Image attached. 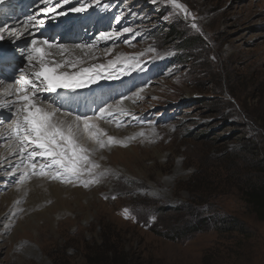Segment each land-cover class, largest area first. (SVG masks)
I'll return each mask as SVG.
<instances>
[{
    "label": "rangeland",
    "instance_id": "obj_1",
    "mask_svg": "<svg viewBox=\"0 0 264 264\" xmlns=\"http://www.w3.org/2000/svg\"><path fill=\"white\" fill-rule=\"evenodd\" d=\"M70 1L91 5L90 45L96 37L97 50L111 60L116 48L122 54L85 87L120 80L104 97L117 98L115 107L126 92L128 115L117 114L121 126L111 128L118 139H135L126 147L89 144L96 171L106 174L88 188L46 181L61 186L65 199L46 201L49 210L31 208L34 220L15 211L29 193L10 206L3 199L0 264H89L90 248L104 234L119 246L118 264H264V222L232 187L246 180L247 164L236 155L251 164L257 160L248 151H263L264 158V0ZM170 26L183 34L172 43L164 36ZM105 32L112 39L100 40ZM185 39L194 44L178 43ZM18 77L17 70L10 81ZM9 161L15 167L0 162V199L27 186L17 188L9 168L22 166ZM195 194L209 201L201 209L193 206ZM206 218L204 229H189ZM95 253V260L104 256Z\"/></svg>",
    "mask_w": 264,
    "mask_h": 264
},
{
    "label": "snow or ice",
    "instance_id": "obj_2",
    "mask_svg": "<svg viewBox=\"0 0 264 264\" xmlns=\"http://www.w3.org/2000/svg\"><path fill=\"white\" fill-rule=\"evenodd\" d=\"M3 2L4 0H0V3ZM41 2L48 3L49 0H41ZM172 2L175 3V0ZM68 4H70V0H55L54 5L46 7L42 12L55 19L58 15L68 14L67 11H58ZM89 6H91L90 3L81 2L79 7L72 6L69 11L82 13ZM176 7L183 8L179 4ZM120 19V16L115 17L117 22ZM44 22L43 19L37 21L36 17H29L24 24V29L35 27L36 23L42 26ZM6 30L10 34H15L16 40L21 38L22 33H18L16 29L0 26V41L5 39L4 32ZM131 31L130 28L123 29L125 33ZM99 39L108 41L112 37L105 32L100 33ZM54 46L58 47L59 55L62 57L68 52L63 45H55L54 42H50L46 38L42 40L33 38L30 43L26 42L23 54L32 67V71L25 73L21 69L19 79L13 81L17 87L14 90H8L11 100L7 102V106L14 107L16 115L14 127L10 130L9 139L12 143L8 145V148L13 154L19 155L22 165V169L15 168L10 172L12 176H16L19 172L16 180L17 188L30 182L33 178L88 188L92 184L99 183L101 176L106 174L96 171L100 168V165L92 159L96 149L89 147V144H94L100 149L113 145L126 147L127 141L135 139L133 136L121 140L108 135L106 130L97 123L103 120L115 123L117 127H120L121 122L117 120V114L128 115L127 110L122 106L123 101H120L115 107L112 105L101 107L92 115L66 112L52 100H48L46 105L43 103L47 99L44 93L58 96L61 91L75 92L90 83L97 82L101 78L100 69L106 67L105 65H93L77 69V65L81 63L80 58L62 61L48 59L55 55L51 52ZM76 47L81 46L77 45ZM120 59V57L117 58V60ZM127 59L135 60L136 58ZM116 62L109 61L107 67H114ZM37 67L38 70H36ZM64 67L77 70L59 71ZM109 78H111V73H109ZM0 83L3 82L0 81ZM140 135H144V133H140ZM112 198L115 199V197ZM15 203L18 204L19 201ZM124 211L125 218H128V210Z\"/></svg>",
    "mask_w": 264,
    "mask_h": 264
},
{
    "label": "bare ground",
    "instance_id": "obj_3",
    "mask_svg": "<svg viewBox=\"0 0 264 264\" xmlns=\"http://www.w3.org/2000/svg\"><path fill=\"white\" fill-rule=\"evenodd\" d=\"M6 1H4L1 5V8H4L7 6L6 5ZM50 5H52V3H49ZM41 7L45 8L46 4L45 3H41ZM49 7V5L47 6ZM5 8V10H6ZM5 10L3 12V16H5ZM76 15V14H73ZM71 15V16H73ZM71 16H67V17H62L60 21L57 22H62L63 19L71 17ZM92 16H88L87 18H85V21H91ZM69 20V19H68ZM24 22L22 21V19L20 17H17V15H10L9 16V20L3 25V26H8L9 28H13L16 29L18 33H22L21 38L19 40H16V35L15 34H10L9 31H5L4 32V36L5 39L3 41H0V44L7 47L8 49H10L11 51H13L16 55V57L18 58V61H20L21 67H19V77L21 75V69L24 70L25 73H30L32 71V67L29 65V63L26 61L25 59V55L23 54L24 50H25V45L26 42L30 43L31 39L33 38H37L38 40H42L40 36H37V26L35 27H29L27 30L24 29ZM88 24V23H86ZM85 26H90V25H85ZM79 27V26H78ZM73 29L78 30V28L76 26H73ZM100 29V28H99ZM85 29H83V31H85ZM86 32V31H85ZM89 39V38H88ZM62 39L58 40V43L56 42L55 45H63L68 52H66L64 54V56L62 57L61 55H59V49L58 47L54 46L51 49V52L55 53L54 56L49 57L48 59H54L56 61H62L64 59H71V58H80L81 59V64L79 63L78 68H82V67H92L93 65H105L108 66L109 63V59L110 61H117V57H121L122 54L121 52H118L119 48H113L110 49V51H113V58H115L114 60L110 57H108L105 53H102V51L97 50L98 47V43H95V45L93 44L92 48L90 47H76L73 45H69V44H63L61 43ZM13 41H15V43H13ZM42 47H47L46 45H40ZM99 51L102 55V57L100 59H94V57L97 55V51ZM104 50V49H101ZM105 51V50H104ZM70 53V55H69ZM123 53V52H122ZM35 63V62H34ZM77 69H72L70 67H64L62 69H59V71H75ZM38 70V67L37 69ZM18 76V75H17ZM19 77L17 79H19ZM3 83H0V118L4 117L3 120L0 119V162L1 163H5L7 165L10 164L9 161V157L12 158L14 157V159H16L17 164L21 165V160L19 158V155H13V153L9 150L8 145L12 143L11 139H9L10 137V130L14 127V125L12 126V124L10 123V121H14L16 119V115H15V108L14 107H9L7 106V102L11 100V97L8 96V90H14L15 87H17V85H15L13 82L10 81L9 79H4L1 80ZM120 82L119 81H112L110 83H103L100 85H92V86H88L85 88H81L80 90H96L97 88H102V87H110L116 83ZM79 90V89H78ZM76 92V91H75ZM75 92L74 95H75ZM97 92H101L99 90H97ZM64 92H60L59 95L57 97H60V100L62 102H66L67 98L69 97V95H65ZM108 95V94H107ZM44 96L47 97L46 100L43 101V103L46 105L48 100H52L55 101L54 98V94H48V93H44ZM111 97V96H110ZM108 100V99H107ZM123 101V104L126 106H129L128 103V99H122L119 100ZM131 101L134 102V99H132ZM112 106H114V104H111ZM102 106V105H101ZM108 106V105H106ZM18 107V105H17ZM105 107V106H102ZM98 111V109H89V110H84L81 112H72L74 114H79V115H92L94 112ZM5 114V115H3ZM11 116V120L8 122V118ZM99 124V126L103 129L106 130V132L109 135L112 136H118L117 133H113V129L111 127H114V123H108L105 121H98L97 122ZM91 147V145H90ZM7 165H5L4 167H6ZM10 165H14L15 164H10ZM103 165V164H102ZM3 167V168H4ZM13 166H10V172L12 171ZM9 172V174H10ZM18 179V175L16 174V180ZM48 181L47 179H42V178H33L30 182H27L25 185L27 186H23L22 190L20 192H14L12 191L9 195L5 194L1 196L0 202L4 199L5 203L4 205L6 206H10L12 205V203L14 202V198L17 199V201H20L21 199H25L24 196L29 193L27 195V198L30 197V201L27 202V205L25 207H18L15 209V211H20V210H25L24 215L22 216L21 219H24L23 221H25L28 218H31L33 216H30L29 213L32 211L31 208L35 209H42V210H49L44 203L46 201H52L54 199H56L59 202H61L62 200H64L65 196H63V198L59 197L60 194H58V192L62 191L61 189H58L59 186L58 184H47ZM65 190V189H64ZM66 194V193H65ZM7 195V196H6ZM26 198V199H27ZM9 199V202H7V200ZM62 204L60 206V208H62ZM31 210V211H30ZM41 214V213H40ZM51 218L52 220H54V213H51ZM30 216V217H29ZM28 220H34V219H28ZM21 221V222H23Z\"/></svg>",
    "mask_w": 264,
    "mask_h": 264
},
{
    "label": "trees",
    "instance_id": "obj_4",
    "mask_svg": "<svg viewBox=\"0 0 264 264\" xmlns=\"http://www.w3.org/2000/svg\"><path fill=\"white\" fill-rule=\"evenodd\" d=\"M165 13V11L161 14L163 15ZM182 33L178 32L174 27L170 26V29L167 33L164 34L165 38L168 39L169 43L174 42V38L178 39L182 37ZM173 38V39H172ZM194 42L193 40H189V39H185L183 41H180L178 43H181L180 45H190ZM194 44V43H193ZM169 45V44H168ZM178 57L180 58L181 55H178ZM263 154V151H257V150H253L252 152L248 151V155L250 157L256 158L257 162L256 164H251V159L248 160V158H243L241 156L236 155V159H238L237 157L240 158L241 162H244L245 164H247V166L245 165L246 168V180L244 181V185L242 186V188H240L237 184H240L242 181L239 180L240 182H236L237 184H232V187H235V185L237 186V188L239 189V191H241L243 193V199L244 202L247 206V208L251 211V213H253L257 220L260 222H264V166H262V164L264 163V158H261V155ZM244 170V169H243ZM255 170L254 174L253 171ZM197 194L194 195V200L193 202V206L196 209H201V204L203 203H208V200H205L204 197L206 196H202L200 195V198L198 196H196ZM207 218L203 219L201 221H198L195 224V227L192 226L189 229L193 230V229H204L207 226ZM210 220V219H209ZM103 242L100 246L98 247H94V248H90V253L88 255V263L89 264H118L117 263V259L118 256L120 255V249L119 246L115 245V241H112V239L107 236V235H103ZM96 251L95 254H97L98 252L101 255H104L102 258L95 260L93 259V253Z\"/></svg>",
    "mask_w": 264,
    "mask_h": 264
}]
</instances>
